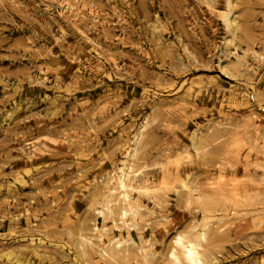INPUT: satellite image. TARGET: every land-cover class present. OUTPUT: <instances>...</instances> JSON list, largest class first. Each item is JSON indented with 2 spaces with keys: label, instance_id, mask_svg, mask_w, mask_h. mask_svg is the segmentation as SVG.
I'll use <instances>...</instances> for the list:
<instances>
[{
  "label": "rangeland",
  "instance_id": "1",
  "mask_svg": "<svg viewBox=\"0 0 264 264\" xmlns=\"http://www.w3.org/2000/svg\"><path fill=\"white\" fill-rule=\"evenodd\" d=\"M62 1L0 0V264H264V0Z\"/></svg>",
  "mask_w": 264,
  "mask_h": 264
},
{
  "label": "bare ground",
  "instance_id": "2",
  "mask_svg": "<svg viewBox=\"0 0 264 264\" xmlns=\"http://www.w3.org/2000/svg\"><path fill=\"white\" fill-rule=\"evenodd\" d=\"M69 2L70 1H66V0L62 1V3H64L65 6H70L71 4ZM70 7L72 8V6H70ZM223 20L227 24L228 17L225 16L223 18ZM138 137H139V134L136 137L134 136V138H135V141L133 143L134 146L132 148V151H130L129 155L127 154V156H129V157L135 156L136 147H137L136 144L138 145ZM35 140H38V139H35ZM48 140H50V139H48ZM40 143L44 144V142L41 140H40ZM37 144H38V142L33 141L32 147H35ZM193 146H195V143H193ZM38 149H39V147H38ZM129 168H130L129 160L124 161L122 163V166L118 168V172L116 175V186H117L119 191L116 194L115 200L121 201L122 203H124L125 207L127 208L128 212L131 215H136V212L138 210V208H137L138 206L137 207L133 206L132 200H131L130 195L127 191V187H128L127 173H128ZM151 187H154V186L151 185ZM105 208L110 209V211L112 210L111 206H109L108 204H103L102 207L99 209V214L103 215ZM95 228H98V226H96ZM212 237H213V231L207 229L206 224L197 228L193 237L187 236L183 232L176 233V235L174 237V244L171 246V249L169 251V261L173 264H208L207 263V254L205 251V244L208 243ZM120 243H121L120 240L115 241V244H117V245H120ZM139 248L141 249L142 246H139ZM81 249L83 251V247ZM101 251L106 253L108 256H112L109 253L108 249H106V248H102Z\"/></svg>",
  "mask_w": 264,
  "mask_h": 264
}]
</instances>
